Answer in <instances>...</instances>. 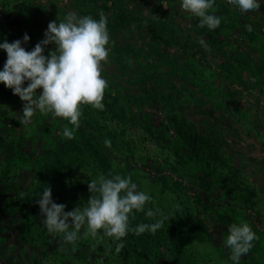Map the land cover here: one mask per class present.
<instances>
[{"label": "rangeland", "instance_id": "374dc122", "mask_svg": "<svg viewBox=\"0 0 264 264\" xmlns=\"http://www.w3.org/2000/svg\"><path fill=\"white\" fill-rule=\"evenodd\" d=\"M87 1L98 8L112 5L110 0ZM36 2L51 10L53 0H0V43L22 40L25 33L30 40L35 38L32 19L22 23L23 12L15 6L35 7ZM216 3L229 5L227 0ZM260 3L254 12L230 5L231 12L240 16V29L230 26L229 32L221 31L241 42L242 58L255 53L252 65L256 69L242 70L241 79L242 98L250 90L259 101V109H252L250 115L242 111L250 142L232 137L228 144L208 134L225 127L210 125L213 109L197 115L187 110L185 121L178 122L170 115L168 102L149 96L143 100L141 94L125 97L123 91L108 89L104 110L85 106L80 128L73 139H67L63 129L72 125L51 114L37 111L28 124L20 123V97L0 83V264H234L224 241L230 225L242 222L257 234L253 248L259 249L260 256L250 257L249 252L239 264L242 259H248L247 264L252 258L264 260V0ZM50 14L45 10L42 17L56 19ZM36 38L38 42L43 39ZM6 59L0 49V70ZM110 93L112 105L106 99ZM109 173L131 176L138 191L151 195L145 212L158 209L157 219L169 218L161 229L154 235L130 231L119 252L117 242L109 237L97 243L86 236V225L75 245L47 232L36 203L44 187L51 188L54 202L71 211L87 206L92 195L90 180ZM253 220L263 228H256ZM153 222L144 212H137L130 218V227Z\"/></svg>", "mask_w": 264, "mask_h": 264}, {"label": "crops", "instance_id": "0c3cea01", "mask_svg": "<svg viewBox=\"0 0 264 264\" xmlns=\"http://www.w3.org/2000/svg\"><path fill=\"white\" fill-rule=\"evenodd\" d=\"M110 1L112 5L102 4L101 8L92 6L87 0H53L51 10L39 2L35 7L27 3L14 5L23 12L22 23H29L32 19L30 25L35 36L29 42L21 38V45L31 51L39 41L36 36L40 40L45 38L49 22L59 23L71 12L79 16L91 15L95 19L104 15L108 19L111 43L109 63L104 66L102 76L111 93L123 91L125 97L141 94L143 100H149V96L150 99L157 98L158 102H168L170 115L178 122L185 121L187 117L183 115H187V110L190 115H197L209 114L213 109L210 125L225 127L213 128L214 131L208 134L223 138L228 144L232 137L250 142V131L241 119L242 111L245 109L250 115L259 109V101L257 93L250 90L242 98L241 79L242 70L251 72L256 69L252 65L255 53H247L242 58L241 42L221 34V31L229 32L230 26L239 28L240 16L231 12L232 7L216 3L214 8L221 24L215 30H209L206 26H199L198 17L181 9V0H125L123 4L117 3L118 0ZM45 10L47 15L51 12L56 19L42 17ZM200 38L209 50L198 42ZM54 49L55 45L49 44L45 46L44 54L48 55ZM111 93L108 95L111 98L106 99H110L112 105ZM208 96L212 101L206 103L203 100ZM228 112L234 116H227ZM250 252L253 253L250 257L260 256L259 249L252 248ZM248 261L242 259V264ZM250 263L264 264V260L252 258Z\"/></svg>", "mask_w": 264, "mask_h": 264}, {"label": "clouds", "instance_id": "9594fccd", "mask_svg": "<svg viewBox=\"0 0 264 264\" xmlns=\"http://www.w3.org/2000/svg\"><path fill=\"white\" fill-rule=\"evenodd\" d=\"M227 3L241 12L259 11L261 7L260 0H227ZM214 5L215 0L180 2L183 11L198 17L199 26H206L209 30H215L221 24V18L214 14ZM44 36L31 51L21 46L20 39L0 43V49L7 54L3 70H0V83L25 102L20 123L28 124L37 111L45 116L51 114L53 118L72 125V128L63 129V137L73 139L75 130L81 126L83 108L90 106L102 111L105 107L103 100L109 85L102 73L109 63L111 37L108 19L104 15L95 19L91 15L79 16L71 12L59 23L49 22ZM29 40L25 33L23 41ZM198 42L209 50L202 38ZM49 44H54L55 49L45 55V46ZM105 143L110 146V141ZM137 189L131 176L100 174L90 180L88 190L92 195L83 208L77 206L65 211V204L53 201L48 186L43 188L36 203L48 233L62 236L65 243L75 245L81 228L86 225V236L97 243L105 236L109 237L117 242L116 252H119L124 247L123 238L130 231L136 235L145 232L154 235L163 227L164 220L169 219H157L158 209L149 208L145 212V205L152 201V197ZM137 212H144L154 222L130 227V218L134 219ZM228 233L224 244L230 249V260L239 264L241 257L254 247L253 241L258 236L247 222L231 224Z\"/></svg>", "mask_w": 264, "mask_h": 264}, {"label": "built area", "instance_id": "2783aa9c", "mask_svg": "<svg viewBox=\"0 0 264 264\" xmlns=\"http://www.w3.org/2000/svg\"><path fill=\"white\" fill-rule=\"evenodd\" d=\"M21 103L24 104L25 102H23V101L21 100ZM253 221H254V224H255V227H256V228H258L259 230H261V229L263 228V227H262V228L259 227V225L257 224V221H256V220H253ZM255 222H256V223H255Z\"/></svg>", "mask_w": 264, "mask_h": 264}]
</instances>
